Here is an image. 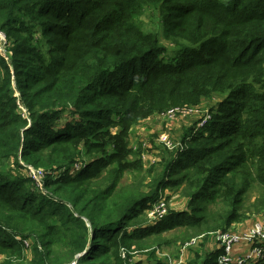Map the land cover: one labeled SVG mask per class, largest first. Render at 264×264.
Masks as SVG:
<instances>
[{
    "label": "trees",
    "instance_id": "obj_1",
    "mask_svg": "<svg viewBox=\"0 0 264 264\" xmlns=\"http://www.w3.org/2000/svg\"><path fill=\"white\" fill-rule=\"evenodd\" d=\"M0 31V264H140L121 251L264 210V0H0ZM214 96L209 119L147 174L133 127ZM21 162L44 170L45 193ZM165 190L185 208L146 226Z\"/></svg>",
    "mask_w": 264,
    "mask_h": 264
},
{
    "label": "rangeland",
    "instance_id": "obj_2",
    "mask_svg": "<svg viewBox=\"0 0 264 264\" xmlns=\"http://www.w3.org/2000/svg\"><path fill=\"white\" fill-rule=\"evenodd\" d=\"M154 13L151 9H146L144 14L141 17V22L143 28L146 31H152L155 28V23L153 21ZM160 42L162 46L166 47L167 50L170 51L168 56L173 57L172 49L174 48L169 42L165 41L160 34ZM10 55H8L9 57ZM220 97L214 96L212 100H202L198 105L193 106L196 107L199 112L192 116L186 117H174L167 118V112L164 114L154 115L149 117L148 121L144 120L140 122L138 125L133 127L129 135V146L130 148L138 151L139 147L142 149V153L140 155L141 161L144 164V169H146L147 174H150L149 170H151L152 175L159 174L161 170L160 161L164 157H168L172 150L178 148L180 145V140L183 137V134L187 129L192 128L197 122V126H199L202 117L207 116L209 109L216 106ZM190 106H182L175 108H184ZM209 115V114H208ZM146 122V123H144ZM168 144V145H167ZM171 146H176L174 149L170 148ZM172 149V150H171ZM84 158H86L84 156ZM87 159V158H86ZM88 160V159H87ZM21 166H29L24 163H20ZM23 167V166H22ZM31 167V166H30ZM34 168V167H33ZM41 169V168H35ZM80 170V168H78ZM77 171V170H76ZM74 172V171H73ZM22 173L27 176L25 169L23 167ZM74 174V173H72ZM129 181L130 178L126 177ZM35 185V189L40 193H45L46 191L42 188V186ZM162 195L159 197L158 203L154 204L152 209L146 210L143 213L146 216V226L154 225L161 219H163L169 211H179L185 208V200L180 197L178 194L172 193L168 190L161 192ZM258 195L257 189H253L248 198L249 205L254 201V197ZM163 202L165 205L166 213L163 218H157L154 215L155 209L159 206L158 204ZM161 214V213H160ZM264 215V210L259 211L257 213L252 212L248 219L244 220L242 223L233 225L228 231H236L237 228L241 226H248L255 222L256 218ZM251 224V225H252ZM180 228H174L167 231L161 232L159 235H151L148 240L142 241L141 244H147L143 251L136 250L135 247L131 248V252H127L126 250L121 251V257L124 258V255H131V262L140 264H185L190 259L193 258L194 253L196 252H206L210 256H214L216 259V264L219 258V245L216 243V233H211L207 236L200 235L196 237H190L189 239L182 240L180 239ZM219 233H224L220 232ZM30 247V241H27ZM238 248V249H237ZM233 251V258H237L239 255V247H237ZM28 252V251H27ZM247 251H245L246 253ZM243 253V252H242ZM243 253L242 255H244ZM27 257H29V252L26 253ZM237 256H236V255ZM78 255L74 257V259L69 264H77ZM4 257L0 255V263L3 261Z\"/></svg>",
    "mask_w": 264,
    "mask_h": 264
},
{
    "label": "built area",
    "instance_id": "obj_3",
    "mask_svg": "<svg viewBox=\"0 0 264 264\" xmlns=\"http://www.w3.org/2000/svg\"><path fill=\"white\" fill-rule=\"evenodd\" d=\"M9 42L7 36L0 31V55L8 57L10 52L8 50ZM18 97V94H16ZM21 114L27 116L26 111L20 107ZM199 110L196 107H184L174 108L167 112L166 117L171 119L176 117H186L197 114ZM209 115L202 117L199 126L201 127L207 120ZM168 145V144H167ZM176 146H171L174 149ZM171 149V150H172ZM27 177L36 185L42 186L43 179H45V172L42 169H35L30 166H24ZM79 166H75V170H78ZM43 188V186H42ZM155 209L154 215L157 218H163L166 213L165 205L163 202L158 204ZM161 213V214H160ZM215 242L219 245V258L217 262L219 264H257L264 258V215L256 218L251 227L243 233L237 231H228L224 233H216ZM240 244H247L249 250L237 258H233V251ZM24 247L28 250L29 244L27 241H23ZM75 264V263H74Z\"/></svg>",
    "mask_w": 264,
    "mask_h": 264
},
{
    "label": "crops",
    "instance_id": "obj_4",
    "mask_svg": "<svg viewBox=\"0 0 264 264\" xmlns=\"http://www.w3.org/2000/svg\"><path fill=\"white\" fill-rule=\"evenodd\" d=\"M146 121H148V120H146ZM144 123H146V122H144ZM251 224H252V222H251ZM251 224L248 225V226H245V227L244 226H241V227L237 228L236 231L237 232H240V233H243V232H245L246 230H248L251 227ZM238 247H239V250H238L239 252H237V253H240L239 255H242L243 253H245V251H248L249 250V246L247 244H240V245H238ZM257 264H259V263H257Z\"/></svg>",
    "mask_w": 264,
    "mask_h": 264
}]
</instances>
